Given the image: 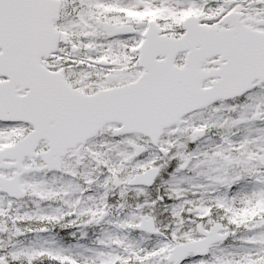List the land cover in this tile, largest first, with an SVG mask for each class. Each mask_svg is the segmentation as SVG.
Wrapping results in <instances>:
<instances>
[{
    "label": "snow or ice",
    "instance_id": "snow-or-ice-1",
    "mask_svg": "<svg viewBox=\"0 0 264 264\" xmlns=\"http://www.w3.org/2000/svg\"><path fill=\"white\" fill-rule=\"evenodd\" d=\"M0 264H264V0H0Z\"/></svg>",
    "mask_w": 264,
    "mask_h": 264
}]
</instances>
